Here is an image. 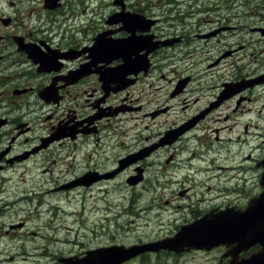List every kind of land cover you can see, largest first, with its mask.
<instances>
[{
    "label": "flooded vegetation",
    "instance_id": "af4514ba",
    "mask_svg": "<svg viewBox=\"0 0 264 264\" xmlns=\"http://www.w3.org/2000/svg\"><path fill=\"white\" fill-rule=\"evenodd\" d=\"M256 36L264 0H0V237L19 228L4 220L14 203L2 193L33 169L64 176L53 190L109 192L122 175L126 191L174 185L173 227L140 244L245 208L264 188V64L247 52ZM136 171L142 180L130 186ZM121 209L118 218L130 211ZM181 244L123 264H242L262 249ZM36 248L22 258L39 264L45 249Z\"/></svg>",
    "mask_w": 264,
    "mask_h": 264
},
{
    "label": "rangeland",
    "instance_id": "374dc122",
    "mask_svg": "<svg viewBox=\"0 0 264 264\" xmlns=\"http://www.w3.org/2000/svg\"><path fill=\"white\" fill-rule=\"evenodd\" d=\"M239 9V7L235 8V10ZM245 9L247 7H241V10ZM239 15L243 17L242 13ZM257 19L259 20L260 17H257ZM249 42L251 46H256L257 50L250 49L247 52L256 51L259 62L264 64V51H261L264 48V37L256 36ZM258 130L262 131L260 128ZM262 148H264V145L259 141L257 154L262 152ZM153 165L154 172L159 173L162 169L159 162L155 161ZM56 171L61 173V171H65V168L62 167L56 169ZM31 174L33 176L21 188L20 194H25L21 207H18L16 197L19 194H16L15 191L12 190L11 193H6L5 198H3L14 203L12 208L7 211L11 212V217L4 218V220L10 223L19 222L24 219L26 220V225L23 228L13 230L6 237H0V264H29L22 257H28L27 252L36 250L37 246H43L45 249L44 256L40 258L41 262L39 264H43L45 261L46 264H57V256L63 254L69 255L77 252V250L110 242L130 244L146 235L155 236L163 234L170 231L173 227L172 224H167L169 216L166 213L169 210L166 209L165 202L168 199L172 200L174 198V194L172 193L174 185L155 191L148 188L149 184L146 180L144 183L145 186H140L135 189L130 188L128 192L126 190H114L110 192L108 196L110 203L115 208L114 211L117 210V204L120 202L121 208H123V204L126 206L133 205L132 209H130L133 212L130 216L126 214L125 220L118 217L117 221L116 219H111L112 222L109 224L108 231L106 230V219L100 220L105 216L101 208H107L108 210L107 204H103L101 201V198L105 194L97 190L84 188L52 191L53 188H50V186L57 179H62L64 176H52L49 173L42 172L38 173L36 169H33ZM125 178V175L116 178L113 181V185L117 186L120 183H124ZM150 178L149 176L147 177L148 180ZM167 179L163 177L162 181H166ZM15 180L18 181L19 178H15ZM12 183L14 184V182ZM134 191L138 193L135 194ZM132 199L135 202H132ZM96 200L100 205L99 207L95 206ZM127 201L129 202L128 205ZM173 202H176V200ZM7 209L8 207L3 206V211ZM122 211L124 209H121ZM162 211L164 214L163 224L158 219L159 213ZM132 222L134 223L131 226ZM121 223L125 227H120L118 229L119 232H117V226ZM103 227L105 228L104 230L102 229ZM40 228L42 229L40 230ZM56 230L58 231L56 232ZM40 232L50 233L51 236H41L39 234ZM53 233L57 234V236L59 235L60 238H64L67 243L55 242L52 236ZM21 241L27 242L23 244L20 243ZM61 243L65 245H61ZM41 247L40 249H42ZM10 257H13V259H10ZM131 264L138 263L133 262Z\"/></svg>",
    "mask_w": 264,
    "mask_h": 264
},
{
    "label": "water",
    "instance_id": "95a60500",
    "mask_svg": "<svg viewBox=\"0 0 264 264\" xmlns=\"http://www.w3.org/2000/svg\"><path fill=\"white\" fill-rule=\"evenodd\" d=\"M263 183H264V175H263ZM262 202H264V192L261 194L260 198L258 199L257 204L256 203H251V205L242 213L241 216V220L243 222H255V218L261 219L264 218V206H262ZM254 220V221H253ZM258 225H257V237L256 239H260L259 236L264 234V225L260 224V220H257ZM256 223V224H257ZM205 226V225H204ZM241 227H245V224H242ZM191 228H189L188 230H184L181 233H189V230ZM199 230V234L202 235V224L200 225ZM197 230V231H198ZM238 231V230H237ZM236 229L234 228L233 224H228V223H210L209 224V230H207V226H206V230L205 233L209 234L210 238H215L217 240H226L228 238H231L233 236H235L237 234ZM128 250L124 249V250H116L114 252V255H106V252H97V255H103V258H108L111 262V259L113 257L114 262H117L118 260L121 259L122 256L127 255ZM69 264H73V263H69Z\"/></svg>",
    "mask_w": 264,
    "mask_h": 264
},
{
    "label": "bare ground",
    "instance_id": "6f19581e",
    "mask_svg": "<svg viewBox=\"0 0 264 264\" xmlns=\"http://www.w3.org/2000/svg\"><path fill=\"white\" fill-rule=\"evenodd\" d=\"M44 230H45V229H44ZM56 239H57L58 241H60V242H62V241L64 240L63 238H60V237H56ZM55 244H56V243H55ZM55 244H54V245H55ZM39 253H40V252L37 251V252H36L35 254H33V255H34V256H38V255H40ZM42 254H43V253H42ZM42 254H41V255H42ZM33 259H35V258H32L30 261H32Z\"/></svg>",
    "mask_w": 264,
    "mask_h": 264
}]
</instances>
